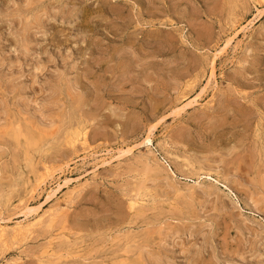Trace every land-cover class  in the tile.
Wrapping results in <instances>:
<instances>
[{"label": "rangeland", "instance_id": "obj_1", "mask_svg": "<svg viewBox=\"0 0 264 264\" xmlns=\"http://www.w3.org/2000/svg\"><path fill=\"white\" fill-rule=\"evenodd\" d=\"M231 21L248 27L221 54ZM77 129L85 143H70ZM44 166L30 206L63 174L38 209L62 215L0 243V264H264V0H0V209L21 213L13 225L33 221L13 207Z\"/></svg>", "mask_w": 264, "mask_h": 264}, {"label": "bare ground", "instance_id": "obj_2", "mask_svg": "<svg viewBox=\"0 0 264 264\" xmlns=\"http://www.w3.org/2000/svg\"><path fill=\"white\" fill-rule=\"evenodd\" d=\"M254 1V0H253ZM241 18H239V20H240ZM236 20V19H235ZM253 20V19H252ZM234 21V20H233ZM232 22V21H231ZM233 23V25L231 26V28L234 30V32H233V34L231 35V36H229L226 40H225V42L223 43V45H222V47L220 48L221 49V51H219V53H221V54H225V53H227L226 51L229 49L228 47L232 44V42H233V40L236 38V36L237 35H239V34H241L242 33V30H244L245 28H247V27H243L242 26V29H237L236 27H237V25L239 24V22L238 21H235V22H232ZM241 23V22H240ZM243 23H244V21H243ZM251 23H252V21H251ZM253 24V23H252ZM241 26V25H240ZM245 26V25H244ZM240 28V27H239ZM232 30V31H233ZM229 33V32H228ZM244 34V33H243ZM230 35V34H229ZM228 48V49H227ZM214 64H215V57H214V55H213V57H212V59H211V63H210V75H211V77L213 78L214 77V72H215V70H214ZM209 69V68H208ZM214 83H215V81H214ZM201 92H203V88H202V90H201ZM213 92V91H212ZM197 95H199V93L197 94ZM201 95V94H200ZM213 95H214V92H213ZM200 98V97H199ZM208 98V97H207ZM179 99V98H178ZM181 99V98H180ZM182 100H185V98L183 97V99ZM206 100V99H205ZM208 100V99H207ZM178 102V101H177ZM176 103V102H175ZM174 103V104H175ZM209 103H210V101H209ZM193 104H199V102H198V100H189V102L188 103H186V104H184V106H186V105H190V106H192ZM204 104V103H203ZM177 105V104H176ZM184 106L183 107H180V109H183L184 108ZM199 106V105H198ZM177 107V106H176ZM179 109V110H180ZM177 110V109H176ZM186 110V109H185ZM176 112V111H175ZM178 112V111H177ZM181 114V113H180ZM18 115V114H17ZM13 118V117H12ZM19 118V117H18ZM20 120H21V118H20ZM23 122V121H22ZM77 122V121H76ZM31 124H32V122H30ZM78 123V122H77ZM31 124H29V125H31ZM70 124V123H69ZM66 125V124H65ZM80 125H81V123H80ZM76 126V125H75ZM72 127V126H71ZM69 128V127H68ZM78 128V127H77ZM86 128V127H85ZM84 128V129H85ZM166 128V127H165ZM19 129V128H18ZM63 129V128H62ZM61 129V130H62ZM66 129V128H65ZM34 130V129H33ZM60 130V131H61ZM72 130V129H71ZM166 130V129H165ZM19 131V130H18ZM17 131V132H18ZM35 131V130H34ZM64 131V130H63ZM68 131V130H67ZM163 132V131H162ZM63 133V132H62ZM18 134V137H20L19 136V132L17 133ZM161 134V133H160ZM59 135V134H58ZM73 135H74V138L71 140V142L70 143H74L75 141H78V140H81L82 142L81 143H85L86 142V132L84 131V130H80V129H77V130H74V133H73ZM146 136L143 138V141H141L142 143H145V144H147V145H151V143H152V135H151V131H149L147 134H145ZM156 135V134H155ZM66 136V135H65ZM64 136V137H65ZM71 136V135H70ZM12 137V136H11ZM72 137V136H71ZM156 137V136H155ZM19 139V138H18ZM17 139V140H18ZM67 139V138H66ZM155 139V138H154ZM88 140V139H87ZM19 141V140H18ZM63 141V140H62ZM17 142V141H16ZM89 142V141H88ZM140 142V143H141ZM17 144V143H16ZM75 144V143H74ZM76 144H77V142H76ZM23 145H24V142H23ZM146 145V146H147ZM17 146H18V144H17ZM70 146V145H69ZM72 147V146H71ZM130 147H132L133 148V146H130ZM151 147V146H150ZM19 150H20V148L19 147H17ZM23 148V147H22ZM74 148V147H73ZM131 148V149H132ZM41 149V148H40ZM91 149H92V147H91ZM127 149V148H126ZM124 149V150H122V149H119V154H125V153H129V151H131V150H129V149ZM88 151V150H87ZM91 151V150H90ZM133 151V150H132ZM85 152V151H84ZM134 152V151H133ZM132 152V153H133ZM10 153V152H9ZM38 153V152H37ZM131 153V152H130ZM27 154V153H26ZM25 154V155H26ZM42 154V153H41ZM23 155V154H22ZM83 155V154H82ZM108 155H109V153H108ZM107 156V155H106ZM16 157V156H15ZM46 157V156H45ZM91 157V156H90ZM175 157V156H174ZM19 158H20V156H19ZM37 158V157H36ZM80 158V157H79ZM85 158V157H84ZM103 158V157H102ZM113 158V156L112 155H110L109 157H108V159H105V160H103V164H107L111 159ZM176 158V157H175ZM178 158H179V156H178ZM14 159V158H13ZM28 159V158H27ZM43 160H44V158H42ZM69 159V158H68ZM78 159V158H77ZM180 159H181V157H180ZM179 159V160H180ZM15 160V159H14ZM17 160V159H16ZM62 160V159H61ZM74 160V159H73ZM21 161V160H20ZM35 161V160H34ZM63 161V160H62ZM146 161V160H145ZM17 162V161H16ZM69 162V161H68ZM184 162V161H183ZM22 163V162H21ZM46 163H47V161H46ZM76 163V162H75ZM78 163V162H77ZM95 163V162H94ZM154 163V162H153ZM33 164V163H32ZM42 164V163H41ZM40 164V165H41ZM62 164V163H61ZM65 164V163H64ZM73 163H71V165H72ZM79 164V163H78ZM81 164V163H80ZM86 164V163H85ZM100 164V163H99ZM102 164V163H101ZM102 164V165H103ZM179 164V163H178ZM21 166H22V164H20ZM37 165H39V164H37ZM49 165H51V164H49ZM66 165V164H65ZM68 165V164H67ZM66 165V166H67ZM83 165V164H82ZM98 164H95L94 165V168H97V167H99L100 165H98ZM158 165V164H157ZM166 165V164H165ZM187 165V164H186ZM36 166V165H35ZM53 166V165H52ZM70 166V165H69ZM73 166V165H72ZM177 166H179V165H177ZM191 166V165H190ZM189 166V167H190ZM34 167V166H33ZM39 167V166H38ZM38 167H37V169H38ZM42 167V166H41ZM49 167V166H48ZM73 167H75V166H73ZM143 167V166H142ZM163 167H165V166H163ZM185 167H188V165L187 166H185ZM185 167H183V168H185ZM192 167V166H191ZM200 167V166H199ZM205 167V166H204ZM23 168V167H22ZM72 168V167H71ZM70 168V169H71ZM77 168V167H76ZM153 168V167H152ZM155 168V167H154ZM153 168V169H154ZM202 167H200L199 169H201ZM42 169H44V170H42ZM41 170L42 171H39V170H37L38 172H34V174H33V179H32V181H35L36 182V184H35V186L34 187H30V189H29V191H28V198L27 199H23V198H21V199H19V201H18V203L16 204V206H12L13 208H17L18 209V207L19 208H21V210L22 211H20V212H22V214H23V216L25 217L24 219H28L29 217H32V216H34V219H33V221H31V222H27L26 224H22V223H20L19 221H16L15 222V225H13L12 223H14V222H12V219H14V218H16L17 217V215L18 214H21V213H18L17 211H15V210H13L12 208H11V211H9V209H7L8 210V214H7V212L5 213V214H7L5 217L3 216L4 214H3V212H2V210L0 209V243H4V242H6V241H10V240H12V241H15V240H18V239H20L21 237H25V236H28V235H30L32 232H33V229L35 228V226H40V225H45V226H47V227H53V225H54V223L55 222H57V218L60 216V215H62V210H61V208H55V209H50V210H46V211H43L42 213H39V211H38V209L40 208L41 209V206H43L44 204H45V202L47 201V200H51V199H53V198H55L56 196H57V194L59 193V191L64 187V185L68 182V181H70L71 180V178H65V182L63 183V184H61L59 181H56L57 179H59V177H62L63 176V174L62 175H59L57 178H56V180H54L53 178L50 180V182L51 183H53L54 181V186H52V187H50V188H48L47 190H46V192H48V194H47V196L45 197V199L43 200V201H39L40 202V204H39V206H37V207H31L30 206V201L34 198V194H35V192L37 191V189L38 188H41V186L42 185H44V186H46L45 185V181H47V179H49V177H51L52 176V174L50 173V171L49 172H47V171H45V169H46V167L44 166L43 168H42ZM58 169V168H57ZM67 169V168H66ZM156 169V168H155ZM159 169H160V167H159ZM164 169H166V167L164 168ZM188 169V168H187ZM195 169V168H194ZM198 169V168H197ZM198 169V170H199ZM205 169V168H204ZM18 170V169H17ZM33 170V169H32ZM48 170V169H47ZM63 170V169H62ZM182 170V169H181ZM187 171V170H186ZM207 171V170H206ZM26 172V171H25ZM27 172H28V170H27ZM54 172V171H53ZM69 172V171H68ZM94 172V171H93ZM167 172H171L172 173V171H167ZM193 172V171H192ZM198 172V171H197ZM60 173V172H59ZM70 173V172H69ZM75 173V172H74ZM80 173V172H79ZM88 173L89 172H85V173H83V174H81V176H79V177H84V176H86V175H88ZM144 173H147V172H144ZM210 173H211V171H210ZM214 173V172H213ZM30 174V173H29ZM66 174V173H65ZM68 174V173H67ZM152 173H150L149 175H151ZM165 174V173H164ZM163 174V175H164ZM26 175V174H25ZM57 175V174H56ZM78 175H80V174H78ZM146 175V174H145ZM148 175V174H147ZM168 175V174H167ZM167 175H166V177H167ZM176 175V174H175ZM218 175V174H217ZM203 176V175H202ZM205 176V175H204ZM142 177V176H141ZM169 177V176H168ZM167 177V178H168ZM173 177V176H172ZM171 177V178H172ZM200 177V176H199ZM208 177V176H207ZM206 177V178H207ZM209 177H210V175H209ZM17 178V177H16ZM63 178V177H62ZM81 178V179H82ZM85 178V177H84ZM144 178V177H143ZM174 178V177H173ZM201 178V177H200ZM166 179V178H165ZM190 179V178H189ZM193 179V178H192ZM53 180V181H52ZM73 180V179H72ZM78 180V179H77ZM146 180V179H145ZM168 180V179H167ZM173 181H175L174 179H172ZM198 180V179H197ZM13 181V180H12ZM15 181V180H14ZM88 181V180H87ZM148 181V180H147ZM173 181H171V182H173ZM196 181V180H195ZM0 182H1V180H0ZM11 182V181H10ZM29 182H30V179H29ZM76 182V181H75ZM170 182V181H169ZM178 182V181H177ZM77 183V182H76ZM176 183V182H175ZM196 183V182H195ZM197 183H198V181H197ZM2 184V183H1ZM8 184V183H7ZM15 184V183H14ZM178 184V183H177ZM180 184V183H179ZM11 185V184H10ZM23 185H24V183H23ZM31 185V184H30ZM135 185V184H134ZM137 185V184H136ZM135 185V186H136ZM145 185V184H144ZM193 185H194V183H193ZM74 186V185H73ZM72 186V187H73ZM134 186V187H135ZM196 186V185H195ZM199 186V185H198ZM18 187V186H17ZM170 187V186H169ZM84 188V187H83ZM145 188V187H144ZM178 188V187H177ZM185 188H186V186H185ZM188 188V187H187ZM196 188V187H195ZM205 188V187H204ZM203 188V189H204ZM2 189V188H1ZM42 190H44L45 191V188H41ZM147 189H148V187H147ZM174 189V188H173ZM180 189V188H179ZM191 189V188H190ZM207 189V188H206ZM39 190V189H38ZM80 190V189H79ZM132 190H134L133 188H132ZM152 190V189H151ZM170 190V189H169ZM208 190V189H207ZM147 191V190H146ZM150 191V190H149ZM180 191V190H179ZM203 191V190H202ZM76 192H78V191H76ZM171 192H173V191H171ZM187 192V191H186ZM209 192V191H208ZM25 193V192H24ZM72 193V192H71ZM129 193H130V191H129ZM136 193V192H135ZM138 193V192H137ZM137 193H136V195H137ZM151 193H152V191H151ZM150 193V194H151ZM195 193V192H194ZM194 193H193V195H194ZM198 193H199V191H198ZM205 193V192H204ZM23 194V193H22ZM133 193L131 192V195H132ZM142 194V193H141ZM146 194H148V192L146 193ZM186 194V193H185ZM200 194V193H199ZM202 194V193H201ZM206 194V193H205ZM68 195V194H67ZM152 195H153V193H152ZM174 195V194H173ZM139 196H140V194H139ZM190 196V195H189ZM188 196V197H189ZM128 197V196H127ZM152 197V196H151ZM154 197V196H153ZM170 197H174L175 198V196H170ZM179 197V196H178ZM9 198V197H8ZM59 198V197H58ZM70 198V197H69ZM142 198V197H141ZM159 198H160V196H159ZM149 199V198H148ZM151 199V198H150ZM155 199V198H154ZM163 199V198H162ZM175 199H177V197L175 198ZM56 200V199H55ZM136 200H137V198H136ZM160 200V199H159ZM170 200H172V199H170ZM11 201V200H10ZM132 201H133V199H132ZM139 201L140 200H138V203L137 204H140L139 203ZM148 201V200H147ZM155 201H157L156 199H155ZM165 201V200H164ZM131 202V201H130ZM135 202V201H134ZM137 202V201H136ZM135 202V203H136ZM151 202H153V201H151ZM165 202H168V201H165ZM172 202V201H171ZM12 203H14V202H12ZM142 203H143V201H142ZM145 203V202H144ZM150 203V202H149ZM169 203V202H168ZM187 203V202H186ZM133 204V203H132ZM146 204V203H145ZM148 204V203H147ZM146 204V205H147ZM151 204V203H150ZM171 204V203H170ZM13 205V204H12ZM38 205V204H37ZM141 205V204H140ZM63 206V205H62ZM132 206V205H131ZM133 206H134V204H133ZM137 206V205H136ZM7 207V206H6ZM10 207V206H9ZM135 207V206H134ZM140 207V206H139ZM51 208V207H50ZM65 208V207H64ZM150 208V207H149ZM136 209V208H135ZM6 210V209H5ZM6 210V211H7ZM44 210V209H43ZM64 210V209H63ZM131 210V209H130ZM41 211V210H40ZM137 212V211H136ZM138 213V212H137ZM3 214V215H2ZM31 219V218H30ZM16 220V219H15ZM22 221V220H21ZM29 221V220H28ZM12 224L13 226H9V224ZM60 223V222H59ZM59 227V226H58ZM53 229H54V227H53ZM40 230V229H39ZM59 230V229H58ZM33 234V233H32ZM51 235V234H50ZM63 235V234H62ZM159 235V234H158ZM56 236V235H55ZM65 236V235H64ZM57 237V236H56ZM62 237V236H61ZM47 238V237H46ZM59 238V237H58ZM65 238V237H64ZM77 238V237H76ZM75 238V239H76ZM158 238V237H157ZM162 238V237H161ZM28 239V238H27ZM57 239V238H56ZM62 239V238H61ZM65 239H67V238H65ZM160 239V238H159ZM47 240H49L48 238H47ZM55 240V239H54ZM74 240V239H73ZM29 241V240H28ZM27 241V242H28ZM66 241V240H65ZM132 241V240H131ZM130 241V242H131ZM80 242V241H79ZM128 243H129V241H127ZM133 242H134V240H133ZM45 243V242H44ZM43 243V244H44ZM61 243V242H60ZM59 243V244H60ZM67 243V242H66ZM21 244V243H20ZM14 245V244H13ZM22 245V244H21ZM66 245V244H65ZM71 245V244H70ZM16 246V245H15ZM23 246V245H22ZM56 246V245H55ZM13 247V246H12ZM72 248H74L73 246H71ZM79 247H80V245H79ZM1 248V247H0ZM18 248V247H17ZM20 248V247H19ZM77 248V247H76ZM142 248V247H141ZM140 248V249H141ZM3 249V248H2ZM11 249H13V248H11ZM40 249V248H39ZM9 250V249H8ZM8 250H6V251H8ZM18 250H20V249H18ZM41 250V249H40ZM142 250V249H141ZM140 250V251H141ZM41 251H43V250H41ZM84 251V250H83ZM44 252H45V250H44ZM47 252V251H46ZM64 252H66V251H64ZM74 252V251H73ZM72 252V253H73ZM134 252V251H133ZM136 252V251H135ZM142 252V251H141ZM22 253V252H21ZM56 253V252H55ZM54 253V254H55ZM62 253V252H61ZM69 253H71V252H69ZM74 253H76V252H74ZM73 253V254H74ZM44 254V253H43ZM46 254H49V253H46ZM141 254H143V253H141ZM17 255V254H16ZM18 255H20V254H18ZM58 255V254H57ZM67 255V254H66ZM72 255V254H71ZM81 255V254H80ZM136 255V254H135ZM138 255V254H137ZM158 255V254H157ZM3 256V255H2ZM68 256V255H67ZM73 256V255H72ZM76 256V255H75ZM74 256V257H75ZM133 256V255H132ZM16 257V256H15ZM37 257H40V256H37ZM37 257H35V258H37ZM44 257V256H43ZM73 257V258H74ZM76 257H79V256H76ZM83 257V256H82ZM86 257V256H85ZM134 257V256H133ZM132 257V258H133ZM144 257V256H143ZM147 257V256H146ZM48 258V257H47ZM54 258H57L56 257V255H55V257ZM59 258V257H58ZM70 258V257H69ZM68 257H67V259H69ZM137 258V257H136ZM14 259V258H13ZM21 259V258H20ZM19 259V260H20ZM60 259V258H59ZM70 259H72V257L70 258ZM79 259H80V257H79ZM83 259V258H82ZM16 260V259H15ZM47 260V259H46ZM50 260V259H49ZM48 260V261H49ZM61 260H62V258H61ZM64 260V259H63ZM62 260V261H63ZM86 260V259H85ZM139 260V259H138ZM7 261V260H6ZM5 261V262H6ZM11 261V260H10ZM36 261V260H35ZM40 261V260H39ZM42 261H44V260H42ZM74 261V260H73ZM81 261V260H80ZM123 261V260H122ZM52 262V261H51ZM50 262V263H51ZM61 262V261H60ZM72 262V261H71ZM82 262V261H81ZM85 262V261H84ZM136 262H137V260H136ZM1 263V262H0ZM7 263H8V261H7ZM17 263V262H16ZM40 263L41 264H43L41 261H40ZM65 263V262H64ZM63 263V264H64ZM67 263V262H66ZM69 263V262H68ZM67 263V264H68ZM75 263V262H74ZM36 264V263H35ZM45 264V263H44ZM47 264V263H46ZM53 264V263H52ZM55 264V263H54ZM73 264V263H72ZM77 264H79V262H77ZM111 264V263H110Z\"/></svg>", "mask_w": 264, "mask_h": 264}]
</instances>
